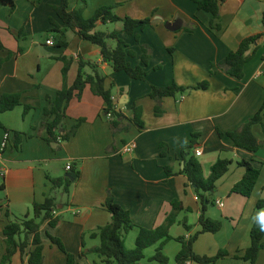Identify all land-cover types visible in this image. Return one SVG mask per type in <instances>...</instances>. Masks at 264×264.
Wrapping results in <instances>:
<instances>
[{"label":"crops","instance_id":"crops-1","mask_svg":"<svg viewBox=\"0 0 264 264\" xmlns=\"http://www.w3.org/2000/svg\"><path fill=\"white\" fill-rule=\"evenodd\" d=\"M197 1L70 0L69 10H82L86 20L99 9L112 7L121 18L153 21L152 26L137 32L141 44L148 46L152 53L145 81L132 80L124 72H115L109 63L103 62L98 46L65 29L54 9L61 0H14V12L10 7L0 6V40L4 46L0 55L8 58L0 69V96L20 94L22 104L12 112L0 114V170L7 171L5 177L0 176V187H5L0 192L3 209L0 262L5 250V226L23 219L31 213L34 203H43L50 194L56 198L55 216L60 218V224L50 228L45 223L41 229L46 264H67L66 255L50 242L47 233L60 239L79 264H103L96 253L88 252L82 258L80 255L100 245L99 238L92 235L111 220L104 207L109 193L130 213L137 227L125 236L129 250L135 248L139 229L160 227L172 212V202L183 204L184 211L170 231L173 240L164 248V254L174 259L181 251L177 240L191 239L202 230L199 220L203 203L196 188L181 174L185 165L182 152L193 136L198 135L191 157L201 164L205 177L219 160L232 161V164L218 181L212 197L215 204L209 206L206 213L211 219L221 220L223 227L216 234L200 235L194 251L199 256L213 257L225 250L229 256L217 264H250L241 258L251 245L254 218L264 212V208H257L258 202L264 200V127L259 124L253 128L254 135L263 143L257 153L235 147L229 137H220L219 132L237 131L263 106L264 0H227L214 23L210 13L198 9ZM112 24L98 23L97 30L112 33L123 28L122 23H116L121 26L108 30ZM21 31H24L23 36H20ZM43 34H48L45 42ZM254 36L260 38L254 45L252 60L244 68L242 80L218 68L212 70L213 64L222 62L238 50L244 39ZM120 38L136 53V58L129 59L136 66L142 50L136 45L135 37L121 34ZM49 40L54 44L48 45ZM116 45L115 40L109 41L112 49ZM64 59L70 61L66 81ZM81 62L98 66L106 77L105 87L111 92L115 111L127 117L124 124L130 125V129L113 132L114 118L107 119L104 100L95 96L88 86L82 98L73 99L67 109L64 124L67 130L83 121L76 136L69 142L49 143L43 127L52 120L44 112L51 108L48 98L55 99L65 85L74 84ZM156 67L161 69L155 70ZM84 72L93 71L86 67ZM205 82L209 83L207 89H196ZM172 83L191 90L164 98L163 114L157 116V102L149 97L151 87H166ZM26 106L32 110L24 116ZM134 106L143 111L142 131L132 122ZM16 132L22 134L19 148L14 140ZM6 133L11 134V142L3 150ZM131 143L136 144L135 150L122 154L123 148ZM196 149L201 150L200 157L195 155ZM243 161L261 172L248 198L232 193L245 175V168L239 165ZM70 164L72 170L80 172V178L69 193L63 188L53 190L51 179L72 175V170L67 171ZM169 166L173 176L166 172ZM218 201H222L224 207H219ZM156 251L157 246L146 250L147 260ZM147 260L142 264H147ZM12 264H28V257L18 253ZM258 264H264V250Z\"/></svg>","mask_w":264,"mask_h":264},{"label":"trees","instance_id":"trees-1","mask_svg":"<svg viewBox=\"0 0 264 264\" xmlns=\"http://www.w3.org/2000/svg\"><path fill=\"white\" fill-rule=\"evenodd\" d=\"M226 2L227 0H199L196 3L200 11H205L213 16L214 23V21L220 18L221 6ZM69 5L70 0H61V4L54 8L65 29L75 32L80 39L98 46L101 50L103 62L109 63L115 72H124L132 80L136 81H145L147 79L152 53L148 46L141 44L140 36L137 32H143L148 26H152L153 21L151 19L134 20L132 18H121L113 12L112 7H103L91 19L86 20L83 17L82 10L70 11ZM0 6L10 7L11 12H14L16 9L14 0H0ZM98 23H122L123 28L121 31L107 33L97 30ZM189 31L192 32V30ZM121 34L134 36L136 45L142 50L139 63L136 66H133L129 59H134L137 55L134 51L129 50L126 43L120 38ZM23 35L24 31H21L20 36ZM259 38L260 36H254L244 39L237 51L231 52L222 62L213 64L211 66L212 70L218 68L230 77L242 80L244 78V68L252 60L253 48ZM110 40L117 42L114 49L109 46ZM3 50L4 46L0 40V53ZM21 52L22 49L19 50V53ZM7 59L0 55V69ZM63 61L65 63L63 77L66 81L70 69V61L66 59ZM86 67H90L93 72L86 74L84 72ZM160 69L161 67L155 68V70ZM105 83L106 77L99 72L98 66L92 63L81 62L74 84L71 87L65 85L58 92L55 99L48 98L51 108L45 109L44 112L45 116L52 120L43 125L46 131L45 140L49 143H57L59 141L69 142L76 136L83 121L67 130L64 127L65 120L67 119V109L73 99L82 98L84 90L88 86L95 96L101 97L104 100L106 105L104 114H112L114 118L111 122L113 132L129 131L130 125L124 124L127 117L115 111L111 92L106 90ZM208 86L209 83L205 82L198 85L196 89H207ZM189 90L191 89H186L176 83H172L166 87L152 86L149 97L157 102L155 114L157 116L163 114L161 102L164 98L177 97ZM21 105L20 94H5L0 96V114L12 112ZM31 110V107L26 106L24 116L28 115ZM133 110V125L142 131L144 130L142 108L134 106ZM259 124L264 127V103L261 110L240 129L226 134L219 132V135L220 137H229L237 148L257 153L263 143L254 135L253 128ZM14 134L15 145L19 148L22 142V134L17 132ZM196 137L198 135L193 136L191 143L182 152L185 166L181 174L185 175L190 185L196 188V194L203 203V212L199 220L202 230L191 239L182 237L177 240L181 244V251L175 258V264H187L190 262L196 264H217V262L229 256L225 250L219 251L213 257L199 256L194 251V244L200 235L205 233L216 234L223 227L221 220L211 219L206 216V213L208 207L215 204L212 197L217 188L218 181L229 172L232 164V161L219 160L211 168L210 175L205 177L201 164L195 157H191V152L197 144ZM239 165L245 168L246 172L243 179L234 186L232 193L248 198L253 194L261 172L246 161L240 162ZM166 172L169 176H173V169L170 166L166 167ZM71 174L74 181L68 178L51 179L53 190L63 188L66 193H69L71 186L80 178V172L74 168ZM3 190H5V187L1 186L0 192ZM57 207L55 196L50 194L43 203H34L31 213L27 214L23 219H17L8 223L3 230L5 250L0 264H12L14 256L18 253L28 257V264H46L44 256L45 240L42 237L41 229L45 223L50 228L58 227L60 218L55 216ZM104 207L111 215V220L106 226L100 228L92 235L93 238H99L100 245L91 251H84L80 255L81 258L88 252H91L98 254L102 258L103 264H142L145 259L146 250L157 246L156 254L148 260L147 264L170 263L169 258L164 254V248L168 242L173 240L170 231L177 224L181 212L184 211V206L181 202H172V212L160 227L153 230L139 229L136 245L132 250H129L125 244V236L137 229L131 220L130 213L117 204L110 193ZM257 208H264V200L258 202ZM2 212L3 209L0 207V213ZM7 216H10L9 212H7ZM184 226L187 230L191 229L186 222H184ZM47 237L54 246L66 255L67 264H79L77 257L67 251L60 239L51 236L49 233H47ZM262 250H264V231H261L255 222L251 229V245L241 259L250 264H258V258Z\"/></svg>","mask_w":264,"mask_h":264},{"label":"built area","instance_id":"built-area-1","mask_svg":"<svg viewBox=\"0 0 264 264\" xmlns=\"http://www.w3.org/2000/svg\"><path fill=\"white\" fill-rule=\"evenodd\" d=\"M47 44L48 45H53L54 44V41L49 40V41H47ZM106 117L109 120H112L113 119L112 114H108V115H106ZM10 140H11V134L10 133H6L5 136H4L3 144H2L3 150L6 149L9 146V144L11 142ZM135 148H136V144L135 143H131V144H129V145H127V146H125L123 148L122 154H130V153H132L135 150ZM195 155L197 157H200L202 155L201 150L200 149H196L195 150ZM71 170H72V166L70 164V165L67 166V171H71ZM6 174H7V171L6 170H0V176L1 177H5ZM217 205L219 207H221V208L224 207V203L222 201H218L217 202Z\"/></svg>","mask_w":264,"mask_h":264},{"label":"rangeland","instance_id":"rangeland-1","mask_svg":"<svg viewBox=\"0 0 264 264\" xmlns=\"http://www.w3.org/2000/svg\"><path fill=\"white\" fill-rule=\"evenodd\" d=\"M120 26H121V24H112L111 26H109L108 30H111V31H112V30L117 29V28L120 27ZM106 30H107V28H106ZM47 35H48V34H43V35H42V38H43L42 40H43L44 42H45V40L47 39ZM56 38L58 39L59 36H57ZM131 239H132V236H131V237L129 238V240L127 241L128 244L131 243ZM150 253H151V252H150ZM148 255H149V254H148ZM147 258H148V257H147V254H145V259H144V260H147ZM151 258H152V257H151ZM175 258H176V257H175ZM175 258H174V259H170V258H169V260H170V263H169V264H175ZM144 260H143V261H144ZM148 260H149V259H148ZM148 260H147V261H148Z\"/></svg>","mask_w":264,"mask_h":264},{"label":"clouds","instance_id":"clouds-1","mask_svg":"<svg viewBox=\"0 0 264 264\" xmlns=\"http://www.w3.org/2000/svg\"><path fill=\"white\" fill-rule=\"evenodd\" d=\"M254 219L260 230L264 231V212L259 213Z\"/></svg>","mask_w":264,"mask_h":264},{"label":"water","instance_id":"water-1","mask_svg":"<svg viewBox=\"0 0 264 264\" xmlns=\"http://www.w3.org/2000/svg\"><path fill=\"white\" fill-rule=\"evenodd\" d=\"M154 24H155V22H154ZM169 27H170V26H168V28H169ZM183 165H184V163H183ZM184 166H185V165H184ZM66 177H67L68 179H70V180L74 181V179H73L72 175L68 174Z\"/></svg>","mask_w":264,"mask_h":264}]
</instances>
